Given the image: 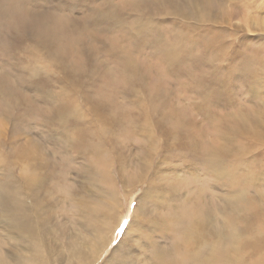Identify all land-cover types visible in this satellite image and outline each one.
Wrapping results in <instances>:
<instances>
[{
  "label": "rangeland",
  "instance_id": "1",
  "mask_svg": "<svg viewBox=\"0 0 264 264\" xmlns=\"http://www.w3.org/2000/svg\"><path fill=\"white\" fill-rule=\"evenodd\" d=\"M26 1L30 22L0 16V264H34L36 248L46 264H264V134L226 118L264 103V87L254 93L234 68L236 52L264 46V0H192L223 43L202 69L188 64L194 48L178 75L154 45L119 42L117 26L97 23L96 41L88 32L74 44L101 0ZM212 85L220 100L209 104ZM216 143L218 167L207 154ZM97 151L108 176L90 164Z\"/></svg>",
  "mask_w": 264,
  "mask_h": 264
},
{
  "label": "bare ground",
  "instance_id": "2",
  "mask_svg": "<svg viewBox=\"0 0 264 264\" xmlns=\"http://www.w3.org/2000/svg\"><path fill=\"white\" fill-rule=\"evenodd\" d=\"M25 1L23 0H0V16H6L8 17L7 20H10L12 17L16 18L18 15L19 18L17 19V21H19L20 19L21 21L24 20L28 22L29 20L30 22V20L34 19V18L31 19V17L33 16L36 18V16L33 14L29 15L31 13L28 11L29 7L27 6V4H25ZM110 1L111 0H101V2H99L98 5H95L94 8L90 12L88 11L89 13H91L90 14L91 21L88 23V26H90V30L87 27L84 28L82 26L81 28H78L79 25H77L76 29L70 36L73 38L74 44L78 43L79 41H83V44H85L86 41L82 40V38L88 32L90 34L95 32L97 23L100 25H104V26L108 24L110 25V27L117 26L122 31L120 35H118L119 42L121 40L122 34L123 35L125 34V35L130 36L131 38L135 37L136 41H134V44H135L134 46L142 47V46L150 45V44L154 45V49H155V52L153 53L154 57L157 60H160L161 63H163L167 72H170L174 75H178V73H182V71L179 72L178 68H176V65H180L183 62L182 60L183 58L193 57L191 53L194 51V48L199 47V46L201 47L199 48L200 53H197L196 58L198 59L194 61L192 58H188L192 60V62L188 64L192 67L198 68V67H201L199 64L200 59H205L210 48L222 47L223 42L221 43L218 37L222 35L224 32L221 34L217 29L210 30V31L208 29L206 30L201 25V22L203 21L201 17L204 16L206 9L201 8V7L195 8L194 5H196V3L193 2L192 0H182L181 5H178L177 3L178 0H147V1L130 0L129 2H127V0H124V3L120 4V5L123 4L121 8L120 6H116L114 3H110ZM137 1L138 3L147 2V5H150L149 3L151 2L152 3L151 5L155 6V8H152L151 6L148 11H146V9H141V10L138 8L136 9L135 2ZM32 8H34V6ZM147 12H151L153 16L152 17L146 16ZM41 13L44 15L45 13H47L48 17H50L51 20H53L52 15L54 13L50 14V11L48 12L42 11ZM136 13L137 15H135ZM129 14H132V16H130ZM126 15L133 19V21H131L132 25L130 23H129L130 25L125 23L127 21V20H124L126 19L125 18ZM64 19L66 18L64 17ZM190 19H194V20L190 21ZM74 22H75V18L68 19L67 24L63 28V30L64 31L70 30L73 27ZM166 22L167 24L165 26L169 34L168 39L165 38L161 33V27ZM27 25L29 26L28 23ZM107 27H103V32L105 31V29H107ZM62 35H64V33ZM62 35L61 37H59V40L61 39L64 40L65 38H67V37H63ZM92 35H93V40L96 41L98 39L97 34H92ZM56 37L58 36L56 35ZM109 40L110 42H113V36H110ZM34 48L38 50L37 47H34ZM236 53L239 56V61L236 67L234 68L236 69L238 73L239 79L242 82L243 81L247 83L250 82L252 86H255L254 93L260 92L259 89L264 87V46L260 45L258 47H255L253 53L244 52V51H238ZM120 60L121 62H124V56L120 57ZM195 63H198L199 65L194 66ZM35 68L36 69L33 71L38 72L39 66H35ZM123 68L124 67L120 69L121 71L118 70L121 76L122 74H124ZM202 68L203 67H201V69ZM231 76L232 75H230V77ZM213 85L211 87L213 91L211 92L212 95H209L206 97V100L208 101L209 104H210V97H216L217 99L220 100L219 95H215L217 91L215 93L214 90L216 88H214ZM250 91L252 92V90ZM226 118H231V120L229 119V121L231 122V124H233L234 127L237 126L243 129H247L248 136L251 135V137H253L255 140H259L260 137H262L264 134V131H262V129L264 128V121H262V119H264V103L263 104L261 103V107L259 109L254 107L248 111L240 110L239 112L233 113L232 115L228 114ZM248 136L246 135L245 137L248 138ZM221 137H222L221 139L224 142H229V140L231 141L230 138H227L224 135H221ZM78 140L81 142L80 138H78ZM212 147L213 149L208 153L206 149L207 145L204 147V150L207 154H209L208 162L218 167L219 165L218 158L220 157V153L223 152V146L221 143H216ZM95 155H96L95 157L90 158V164L92 166L101 165V167L94 166V168L102 170L101 172L106 170L104 173L108 176V163L110 160L108 157V153L106 151H97ZM221 176H223L224 181L226 180L227 182H230V185L235 186L234 177H232L231 174H221L220 173V177ZM137 182L143 183L145 182V178L142 175H139V179ZM146 201L147 199L145 200V202ZM195 214L196 212L192 213L189 211L187 215L193 216ZM174 221L176 224V232H179L183 226L181 225L179 219L176 218ZM16 224L19 226L18 222ZM187 246L188 245H186L185 247ZM70 247L72 250L74 249V247L72 246ZM38 249L39 248H36L35 255L29 260V262H32L34 264H46L45 261H42L41 258H39L40 256L38 254ZM94 250L96 251L95 248ZM95 253L96 252L92 254H95ZM212 256H217V254H212Z\"/></svg>",
  "mask_w": 264,
  "mask_h": 264
}]
</instances>
